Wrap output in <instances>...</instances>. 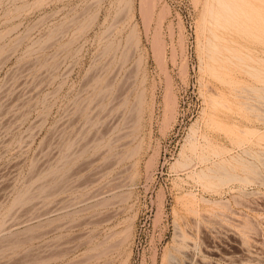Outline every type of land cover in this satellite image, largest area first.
I'll use <instances>...</instances> for the list:
<instances>
[{
  "label": "rangeland",
  "instance_id": "obj_1",
  "mask_svg": "<svg viewBox=\"0 0 264 264\" xmlns=\"http://www.w3.org/2000/svg\"><path fill=\"white\" fill-rule=\"evenodd\" d=\"M0 264H264V0H0Z\"/></svg>",
  "mask_w": 264,
  "mask_h": 264
},
{
  "label": "bare ground",
  "instance_id": "obj_2",
  "mask_svg": "<svg viewBox=\"0 0 264 264\" xmlns=\"http://www.w3.org/2000/svg\"><path fill=\"white\" fill-rule=\"evenodd\" d=\"M143 1V4H145V2L147 1V0H142ZM218 1V0H217ZM232 2V1H231ZM216 3H218V2H216ZM220 5H221V8H222V10L223 11H228V9L230 10V8H229V5L227 4V2H224V1H220ZM217 6V5H216ZM220 7V6H219ZM237 8V7H236ZM211 9V8H210ZM210 9H209V11H210ZM212 9H213V7H212ZM232 9V8H231ZM234 10V9H233ZM214 11V10H213ZM211 12H212V10H211ZM213 14V13H212ZM225 14V13H224ZM229 14H231L230 12H229ZM209 15H210V12H209ZM214 17V14L213 15H211V17ZM216 16V15H215ZM210 17V18H211ZM225 17V16H224ZM231 20V19H230ZM212 21H213V18H212ZM216 22V25H218V23H217V20L215 21ZM220 25V24H219ZM219 28V27H218ZM223 29V28H222ZM230 176V175H229Z\"/></svg>",
  "mask_w": 264,
  "mask_h": 264
}]
</instances>
